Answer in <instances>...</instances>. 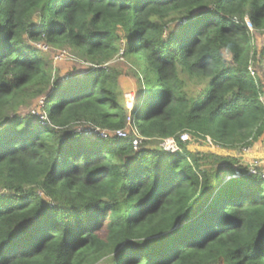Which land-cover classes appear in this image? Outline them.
Returning <instances> with one entry per match:
<instances>
[{
  "label": "trees",
  "instance_id": "obj_1",
  "mask_svg": "<svg viewBox=\"0 0 264 264\" xmlns=\"http://www.w3.org/2000/svg\"><path fill=\"white\" fill-rule=\"evenodd\" d=\"M253 31L264 0H0V264H264L260 168L180 139H264ZM38 42L90 68L61 77Z\"/></svg>",
  "mask_w": 264,
  "mask_h": 264
},
{
  "label": "rangeland",
  "instance_id": "obj_2",
  "mask_svg": "<svg viewBox=\"0 0 264 264\" xmlns=\"http://www.w3.org/2000/svg\"><path fill=\"white\" fill-rule=\"evenodd\" d=\"M252 41L259 48L263 46L264 42V32L257 33L255 31L252 32ZM37 49L39 45H45L46 49H39L45 56L51 60V63L54 67L55 74L66 77L69 73L73 71L76 72H86L90 65H88L83 58L79 57L77 54L73 53L67 49H57L46 45L44 42H38L34 44ZM264 47V46H263ZM122 55L119 54L118 58L113 62L116 66L117 70L120 73L118 80V88L117 94L119 101L122 105H127L128 107L133 106V100L136 98V85L132 78V71L130 70V64H127L125 60H123ZM254 72H256L264 82V69L259 66L256 69L252 68ZM190 88L192 91L198 89V86L194 84H190ZM22 114H27L26 111L22 112ZM35 117L43 118V114L39 112V108L36 107L31 111ZM188 136V135H187ZM186 143L187 149L196 154V155H211L215 158L221 157L226 158L227 160L233 159L243 166H248L250 170H254V166L260 168L262 172V176L264 177V139L262 138L256 145L253 146L252 149L247 150H228L222 149L215 146L212 142H205L201 139H188L184 141ZM163 143L158 141H150L147 144V148L150 149H159ZM234 168H237L234 166ZM254 172V171H253ZM238 174H235L234 177H238ZM233 177V178H234Z\"/></svg>",
  "mask_w": 264,
  "mask_h": 264
},
{
  "label": "built area",
  "instance_id": "obj_3",
  "mask_svg": "<svg viewBox=\"0 0 264 264\" xmlns=\"http://www.w3.org/2000/svg\"><path fill=\"white\" fill-rule=\"evenodd\" d=\"M38 48L39 49H42V48L46 49V46L45 45H39ZM116 135L123 136L124 133L122 131H118V132H116ZM180 139H181L182 142H184V141H186L188 139V136L186 134L182 135ZM262 178H264V177L262 176Z\"/></svg>",
  "mask_w": 264,
  "mask_h": 264
},
{
  "label": "water",
  "instance_id": "obj_4",
  "mask_svg": "<svg viewBox=\"0 0 264 264\" xmlns=\"http://www.w3.org/2000/svg\"><path fill=\"white\" fill-rule=\"evenodd\" d=\"M233 177H234V176H227L225 180L227 181V180H229V179H231V178H233Z\"/></svg>",
  "mask_w": 264,
  "mask_h": 264
},
{
  "label": "clouds",
  "instance_id": "obj_5",
  "mask_svg": "<svg viewBox=\"0 0 264 264\" xmlns=\"http://www.w3.org/2000/svg\"><path fill=\"white\" fill-rule=\"evenodd\" d=\"M187 135V134H186ZM235 176V175H234Z\"/></svg>",
  "mask_w": 264,
  "mask_h": 264
}]
</instances>
